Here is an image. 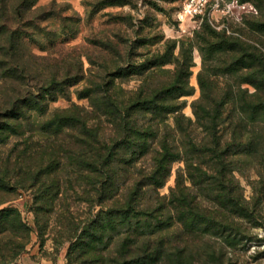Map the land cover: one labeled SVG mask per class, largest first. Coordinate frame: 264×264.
Returning <instances> with one entry per match:
<instances>
[{
    "label": "trees",
    "instance_id": "trees-1",
    "mask_svg": "<svg viewBox=\"0 0 264 264\" xmlns=\"http://www.w3.org/2000/svg\"><path fill=\"white\" fill-rule=\"evenodd\" d=\"M37 2L0 0V190L36 189L47 210L64 207L68 191L99 206L83 222L70 216L77 264H236L228 247L264 215V6L244 20L260 43L224 29L199 34L191 118V45L138 63L128 40L108 37L85 70L81 58L28 46L25 14ZM80 82L88 106L51 111ZM27 231L16 207L0 208V264H19Z\"/></svg>",
    "mask_w": 264,
    "mask_h": 264
},
{
    "label": "rangeland",
    "instance_id": "rangeland-1",
    "mask_svg": "<svg viewBox=\"0 0 264 264\" xmlns=\"http://www.w3.org/2000/svg\"><path fill=\"white\" fill-rule=\"evenodd\" d=\"M261 6H264V0H193V3L192 0H38L34 6L38 7L36 11L30 10L25 14L27 22H30L25 27L34 36L28 46L36 53L54 51L59 56L81 58L85 70L94 68L89 56L94 59L100 57V45L108 37L116 41L122 38L128 40L127 45L134 46V57L138 63L152 59L154 55H170V51L177 55L183 42L191 45L195 62L191 76L194 93L184 97V113L194 118L192 103L201 93L198 73L203 61L199 34L208 32L210 28L217 31L224 29L228 34L260 43L258 39L255 40L256 30L248 28L244 20L251 14H257ZM44 15L46 17H42ZM36 17L39 18V25H34L31 20ZM137 84L138 81L133 79L124 87ZM82 85L83 82H80L73 86L70 97L61 96L51 102V111L73 103L88 106V99L79 98L76 93ZM183 166V161L174 163L172 175L161 189L162 194H169L176 183L178 170ZM255 177L254 174L252 178ZM187 183H190L189 179ZM243 185L245 194L250 197L253 194L251 183L243 180ZM70 194L73 192L68 191L63 196L66 198L61 200L64 207L57 202L53 210H47L37 202V195L40 194L36 189L20 187L8 192L0 190V208L16 207L29 230L24 238L26 245L17 256V263L77 264L68 257L74 230L72 219L83 222L91 209L95 213L99 206H91L90 209V204L77 196L67 198ZM254 224H251L247 237L236 248L228 247L236 255V264H264V215ZM13 239L17 240L18 236ZM217 239L221 241V237ZM175 262L171 260L172 264ZM188 264L196 263L190 257Z\"/></svg>",
    "mask_w": 264,
    "mask_h": 264
},
{
    "label": "crops",
    "instance_id": "crops-1",
    "mask_svg": "<svg viewBox=\"0 0 264 264\" xmlns=\"http://www.w3.org/2000/svg\"><path fill=\"white\" fill-rule=\"evenodd\" d=\"M47 264H50L49 262H47ZM53 264V263H52Z\"/></svg>",
    "mask_w": 264,
    "mask_h": 264
},
{
    "label": "built area",
    "instance_id": "built-area-1",
    "mask_svg": "<svg viewBox=\"0 0 264 264\" xmlns=\"http://www.w3.org/2000/svg\"><path fill=\"white\" fill-rule=\"evenodd\" d=\"M192 3H193V0H192ZM202 8V7H201Z\"/></svg>",
    "mask_w": 264,
    "mask_h": 264
}]
</instances>
